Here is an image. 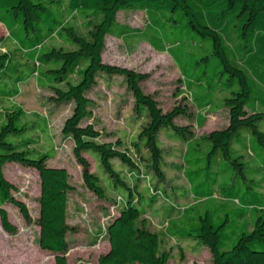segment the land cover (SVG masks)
I'll use <instances>...</instances> for the list:
<instances>
[{"label": "trees", "instance_id": "trees-1", "mask_svg": "<svg viewBox=\"0 0 264 264\" xmlns=\"http://www.w3.org/2000/svg\"><path fill=\"white\" fill-rule=\"evenodd\" d=\"M123 10L144 11L149 20L146 27L151 25V18L158 16L159 22L169 24L189 45L201 47L203 42H210L206 54L199 60L217 58L219 65L224 67L222 72L229 73V77L222 87L224 92L217 90L222 91L220 105L209 111L212 103L205 102L202 107L208 110H202V113L197 110L195 121L201 126L205 114L224 109L228 115L225 127L196 136L190 125H179L175 121L178 116L191 117L188 103H179L164 112L155 97L146 94L141 87V82L149 77L148 73L103 61L107 34L126 42L132 39L138 41V28L117 21V14ZM167 13L176 16L171 17ZM0 23L7 28L8 36L15 43L14 47L8 48L2 44L4 37H0V78L7 75L12 61L15 62L14 73L18 72V67L29 63L28 78L33 77L39 88L50 91V101L73 104L71 114L63 122L62 133L73 142V154L81 166L85 187L98 197H106V187L99 176L90 170V163L83 155L95 152L99 166L108 176L110 187L121 188L120 196L113 200L117 213L106 227L109 249L99 256V264H167L170 258L169 251L161 249L160 236L148 227L144 218L154 196L164 195L161 184H165L167 179L165 168L169 153L165 152L159 140L161 128H170L180 135L178 139L167 131L169 138L184 144L182 165H185L183 174L186 177L188 163L192 161L197 164V169L193 171L197 174L202 170L199 164L205 155H208L207 163L215 165L225 161L239 168L251 165L250 161L254 160V166L249 167L257 172L256 176L261 178L264 175V159L259 160L257 156L264 151V132L257 126V122L264 119V110H261L264 100H255L252 108L246 109V100L251 92L249 79L241 65L228 58L229 45L225 44V32L234 33L240 41L251 42L247 54L264 51V0H0ZM153 28L158 36L159 31L162 34L156 23ZM143 34L139 42L147 41L156 50L167 51L177 62L183 84L179 94L199 105L192 93L193 85H184V80L201 84L200 80H192L188 76L171 46L158 44L155 37L152 44L147 34ZM180 43L175 39L171 45ZM3 47L7 49L2 51ZM18 49L25 53L27 62L16 60ZM181 50L184 55H190L192 66L196 67L199 61L196 55L186 46ZM99 74L122 76L134 99L135 112L145 115L146 121L133 141V148L138 152L146 151L145 157L139 155V159L133 158L121 140L101 141L102 132L94 122L82 125L92 115L93 100L87 96V92L97 84ZM198 86L207 90L210 88L209 85ZM263 86L259 85L264 90ZM17 94L18 91L13 94L1 92L0 95L11 99ZM24 114L21 107L9 105L0 118V223L5 232L12 234L17 231L3 207L5 203L17 207L26 222L32 221L25 202L12 195L15 186L5 178L3 165L16 162L36 170L40 178L39 213L35 220L39 227L38 244L42 250L55 254L56 264H66V235L75 231V227L67 222L69 194L74 186L70 183L66 168L47 166L48 155L29 156L30 141L19 143L6 140L8 135L19 134L26 129L25 122L17 125ZM23 145L27 148L20 149ZM189 150L196 156L187 158ZM114 159L124 165L122 171L114 167ZM153 178L156 184L150 183ZM214 178H209L213 184L216 183ZM131 179L135 180V184L132 185ZM186 180L194 202L184 207L183 213L174 219L183 223L194 219L192 209L196 203L195 186L188 177ZM142 181L146 186H140ZM261 183L259 179V189ZM223 185H229V182ZM239 187L243 190L246 188L244 184ZM247 188L252 190V187ZM201 198L207 200L208 197ZM225 199L237 200L230 196H225ZM140 203L141 207L138 206ZM247 203L250 211L236 217V222L244 223V227L239 233H232L226 244L221 242L219 231L225 221L215 225L206 209L203 210L205 217L196 216L199 217V226L181 235L208 247L214 264H264V249L251 247L255 241L264 242V203Z\"/></svg>", "mask_w": 264, "mask_h": 264}, {"label": "rangeland", "instance_id": "rangeland-1", "mask_svg": "<svg viewBox=\"0 0 264 264\" xmlns=\"http://www.w3.org/2000/svg\"><path fill=\"white\" fill-rule=\"evenodd\" d=\"M167 15L176 16L174 13H167ZM157 19L158 16L151 18V25L146 27L149 20L144 11H120L117 14V21L138 28L139 33L136 37L138 41L132 39L126 42L121 38L113 37L112 34H107L105 49L102 53L103 61L148 73L149 77L141 82V87L146 94L155 97L164 112L171 110L179 103H188L191 117L178 116L175 121L179 125H190L196 136L225 127L228 115L224 109L205 114L206 118L201 126H198L195 121L197 110L201 113L202 110H208L202 107L205 102L212 103L209 111L220 105L222 94L220 92L225 90L222 87L229 77V73L222 72L224 67L219 65L217 58L211 57L207 61L199 60L206 54L210 42H203L201 47L189 45V42H184L183 36L179 35L169 24H163ZM155 23L156 27L161 30V35L159 31L160 37L153 28ZM6 29L0 23V37H4L2 44L12 48L15 43L8 36ZM143 32L147 34L146 36L150 38L152 44L155 42H153L155 37L158 44L171 46L175 50L173 52L177 55L180 66L188 76L192 80H200L201 84H196L194 81L189 83L184 80V85H193L192 93L197 98L199 105L193 103L191 99L185 98L183 94H179V91L183 89L182 77L177 62L170 54L167 51L156 50L147 41L139 42L144 37ZM175 39L181 41L180 46L178 44L171 45L172 40ZM225 40V44L229 45L228 58L238 62L247 73L251 88L246 100V109L249 110L255 100L260 102L264 100V90L259 87V85H264V51L258 50L255 55L247 54L246 50L251 49V42L249 40L240 41L234 36V33L225 32ZM242 45H246V47H241ZM183 46L196 55L199 60L196 67L192 66L193 60L190 55L188 57L183 54L181 50ZM6 49L3 47L1 50ZM24 54L21 49H18V52L15 53L16 60L27 62ZM14 63L12 61L7 75L0 78V94L1 92L13 94L15 91H18V94L11 99H8L7 96L3 98V95H0V118L9 105L19 106L25 114L22 121H17V125L25 122L26 129L19 134L8 135L6 140L19 143L30 141L31 145L28 147L30 157L35 158L46 154L49 156L46 162L47 166L67 169L70 183L74 186V190L69 194L67 222L75 227V231L66 235L68 242V251L65 254L66 264H99V256L109 249L106 227L112 216L117 213L113 206V200L120 196L121 188L112 189L110 187L108 176L99 166L98 156L95 152H87L83 155L90 163V170L99 176L106 187V197H98L85 187L81 166L73 154V142L62 133L63 122L71 114L73 104H55L50 101L48 98L51 94L50 91L39 88L33 77L28 78L29 63L18 67V72L15 73ZM190 68L193 69L190 70ZM198 85H209L210 88L207 90ZM87 96L93 100L92 115L86 118L82 125L94 122L96 128L102 132L101 141L121 140L123 147L130 150L133 158L139 159V155L145 157L146 151L143 149L138 152L133 148V141L136 140L146 117L144 114L142 116L135 112L134 99L123 77L99 74L97 84L87 92ZM261 105L263 106V104ZM261 108L264 110V107ZM257 126L264 132V119L259 120ZM160 131V143L165 152L169 153L166 156L167 165L165 168L167 179L165 184H161L164 195L154 196V201L151 202L152 205L147 209L144 218L148 227L160 236L161 249L169 251L170 258L167 264H214L212 253L208 247L191 240V238H185L181 234L198 227L200 221L196 216L205 217L203 210L206 209L210 220L215 225L225 221L219 231L221 242L226 244L232 233L237 234L244 227V223L236 222V217L240 213L250 211L247 202L264 203V175L260 178L256 176L257 172L250 168L254 166V160L250 161L252 162L250 167L239 168L230 166L225 161L215 165L212 162L207 163L208 155H205L199 164L202 170L197 171V174L193 173L197 169V164L189 162L187 177L195 186L196 203L192 209L194 219L187 223L176 221L174 219L179 217L183 213V208L192 204L194 199L189 195L187 177L183 174L186 170L185 165H182L184 144L169 138L167 131L175 138L180 135L170 128H161ZM26 148L25 145L20 147V149ZM194 156H196L195 153L189 150L187 158ZM257 156L259 160L264 159V151ZM113 165L118 171H122L124 168V165L117 159L113 160ZM144 170L146 169L144 168ZM2 171L5 178L15 186V189L11 191L12 195L27 205L32 221L26 222L18 208L12 203L3 205L8 212L9 220L16 226L17 231L12 234L5 232L0 223V264H56L55 254L42 250L38 244L39 227L35 220L39 213L40 178L37 171L16 162L5 163ZM213 172H215V176ZM213 177L216 179L215 184L209 180ZM153 179V182L150 180V183L156 184V179ZM259 179L262 182L260 189L257 187ZM130 182L132 185L135 184L134 179H131ZM228 182L229 185H223ZM240 184H244L246 188L241 189ZM140 186H146L145 182H140ZM247 187H252V190ZM182 191H185L183 195H181ZM202 196L208 197L207 200L201 198ZM225 196L235 197L237 200L232 199L234 200L232 202V200H226ZM138 206L141 207L142 203ZM251 247L264 249V242L255 241Z\"/></svg>", "mask_w": 264, "mask_h": 264}, {"label": "crops", "instance_id": "crops-1", "mask_svg": "<svg viewBox=\"0 0 264 264\" xmlns=\"http://www.w3.org/2000/svg\"><path fill=\"white\" fill-rule=\"evenodd\" d=\"M216 112V111H215ZM210 113H214V112H210ZM184 194V192L182 191V193H181V195H183ZM190 195V194H189ZM188 207V206H187Z\"/></svg>", "mask_w": 264, "mask_h": 264}]
</instances>
